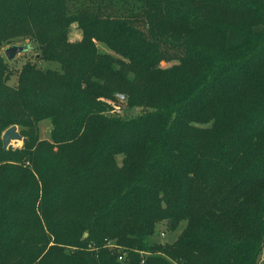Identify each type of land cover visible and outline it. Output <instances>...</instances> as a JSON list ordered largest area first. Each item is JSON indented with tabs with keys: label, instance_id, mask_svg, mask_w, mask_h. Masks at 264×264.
<instances>
[{
	"label": "trees",
	"instance_id": "1",
	"mask_svg": "<svg viewBox=\"0 0 264 264\" xmlns=\"http://www.w3.org/2000/svg\"><path fill=\"white\" fill-rule=\"evenodd\" d=\"M224 14L236 20L218 25ZM74 21L86 39L69 45ZM154 22L182 36L163 40L146 30ZM28 36L64 74L26 66L15 89L0 58V126L26 139L0 147V264H264V159L249 160L264 136V0H0V46ZM119 95L150 110L108 116L98 99ZM163 220L186 225L149 244ZM114 240L127 250L111 252Z\"/></svg>",
	"mask_w": 264,
	"mask_h": 264
},
{
	"label": "rangeland",
	"instance_id": "2",
	"mask_svg": "<svg viewBox=\"0 0 264 264\" xmlns=\"http://www.w3.org/2000/svg\"><path fill=\"white\" fill-rule=\"evenodd\" d=\"M243 18H238V21L243 23V24H252L255 19H250V18H246L244 16H242ZM231 20H236L234 18H229L228 15L224 14L223 17H219V21L217 22L218 25L220 24H225V23H230ZM152 27H146V30H149V32H152L153 34H155L156 36L160 37L161 39L165 40L167 39L166 36L171 35L172 38L168 39V41H176L180 39V36H182V28L179 27H172V26H161L160 24H158L157 22H154L151 24ZM212 38V37H211ZM66 43L69 45H76V44H80L82 43L86 38L83 34L82 29L80 28V25L78 22L74 21L71 22L66 30ZM203 41V40H202ZM91 43L95 46V48L97 49V52H103L106 53L107 55H110V57H112L114 60L118 59L119 57H117L115 54H113L106 45L98 42L96 39H92ZM211 46L213 45L212 42H208ZM12 45H20V46H29L30 50L26 53L20 54L18 55L14 61L9 62L7 60V58L4 55V50L9 48ZM70 56H72L74 58V60H78L79 57L77 56V54L74 51H71ZM41 55V51L39 49V44L34 41L33 39H31V36L22 38V37H17V38H11L8 40H5L2 42L1 46H0V58L3 59L4 62L7 63L8 66V73H7V77H8V85L12 88L17 89L19 87L20 84V78L21 75L23 73V70L26 66H33L36 68V70L38 71H42L43 73H46L49 70L55 71L57 73L60 74H64V69L62 67V65L57 62V61H45L43 60ZM121 59V58H119ZM113 62V61H111ZM115 62H113L114 65ZM181 65V61L178 60H171V61H161L159 63V67L163 70L166 69H171L177 66ZM118 66L115 64V67L118 68ZM182 76V71L180 72V79ZM45 87H50L46 82H43L42 84H40V88H45ZM252 99V100H249ZM248 100L241 102L240 105L237 106V111L239 112L240 115L237 114H233L232 119H237L238 121L240 120H244L247 115H246V108L245 106L248 103H251L253 101V96L250 97ZM260 101H263L262 99H259ZM98 101L100 102H104L106 104V108H105V112L108 116H112L115 118H134L139 116L140 114H142L143 112H145L147 109L149 108H144L143 106H138V107H129L128 106V99H126L125 101H122L121 99H119V101L121 103H117L113 100L110 99H105V98H99ZM150 110V109H149ZM226 125V124H225ZM10 126L12 125H6L3 124L0 126V147L3 149V141H2V137L4 132L10 128ZM19 129V132H21L22 127L19 125H16ZM36 128H38V135H39V139L40 140H47L50 138V132L52 129V125L51 122L46 120L43 122H40ZM258 146L257 149L255 151V153L252 155V157H249V160L251 161V165L260 162L262 159H264V136L261 137L260 139H258ZM13 146H14V150H22L24 148V143L23 142H13ZM119 162L121 163V158H118ZM251 165H247V170L251 167ZM31 167V166H30ZM4 200V199H3ZM172 224V223H171ZM186 223L183 222L181 223L176 229L174 230H170L166 224V220L161 221L160 223H158L156 225L155 228V232L154 234L148 239L149 244L154 243V244H170L173 243L176 238L181 234L182 230L184 229ZM39 234L41 235V237L43 239L46 238H50V243L48 245V247L46 248V252L48 250H50L52 247L56 246L55 244V239L53 237H51L50 235V231L47 229L45 223L43 221H41L40 226H39ZM8 229H10L11 232H15V231H19L18 227L14 224H10V226L6 227L7 232H10ZM87 234V236H86ZM164 234V236H163ZM10 235V234H8ZM6 235V237L8 236ZM5 237V236H4ZM88 237V233H85L83 235V238L86 239ZM125 247L117 244L115 242V240L113 241V248L111 249V252L114 253H119L124 249ZM65 251H75L76 248H70V247H64L63 248ZM78 250V249H77ZM82 250L88 251L91 254H95L97 255L96 257H98V253H99V248H96V246H94L93 244H88L86 247H84ZM127 250V249H126ZM45 252V253H46ZM45 255H41V257L39 258V260H37V262L42 261L41 259L44 257ZM264 258V252L262 255V259ZM50 262V260L48 261V263ZM47 263V262H46ZM21 264V263H19Z\"/></svg>",
	"mask_w": 264,
	"mask_h": 264
},
{
	"label": "water",
	"instance_id": "3",
	"mask_svg": "<svg viewBox=\"0 0 264 264\" xmlns=\"http://www.w3.org/2000/svg\"><path fill=\"white\" fill-rule=\"evenodd\" d=\"M30 50V47L27 45H12L9 48L4 50V55L7 58L9 62H12L15 60V58L23 53H26ZM118 98H120L122 101L126 100L125 95H119ZM3 141V150L4 151H13L15 148L13 146V142H26V139L20 134L19 129L16 125L10 127L7 129L2 137ZM170 224V222H169ZM87 236V234H86Z\"/></svg>",
	"mask_w": 264,
	"mask_h": 264
},
{
	"label": "built area",
	"instance_id": "4",
	"mask_svg": "<svg viewBox=\"0 0 264 264\" xmlns=\"http://www.w3.org/2000/svg\"><path fill=\"white\" fill-rule=\"evenodd\" d=\"M108 247L113 248V245L109 244ZM118 260L123 262L124 257L121 255V256L118 257Z\"/></svg>",
	"mask_w": 264,
	"mask_h": 264
}]
</instances>
